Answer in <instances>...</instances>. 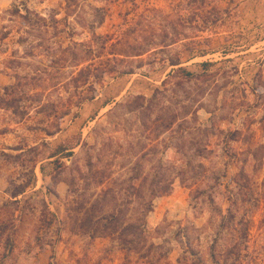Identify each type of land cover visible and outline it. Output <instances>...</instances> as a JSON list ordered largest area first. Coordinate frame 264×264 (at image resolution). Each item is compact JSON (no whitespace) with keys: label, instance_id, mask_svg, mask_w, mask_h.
<instances>
[{"label":"rangeland","instance_id":"obj_1","mask_svg":"<svg viewBox=\"0 0 264 264\" xmlns=\"http://www.w3.org/2000/svg\"><path fill=\"white\" fill-rule=\"evenodd\" d=\"M0 264H264V0H0Z\"/></svg>","mask_w":264,"mask_h":264},{"label":"trees","instance_id":"obj_2","mask_svg":"<svg viewBox=\"0 0 264 264\" xmlns=\"http://www.w3.org/2000/svg\"><path fill=\"white\" fill-rule=\"evenodd\" d=\"M109 191V190H108ZM108 193V192H107ZM106 193V194H107ZM155 195H157V193H154L153 192V196L155 197ZM138 197H139V200L141 199V201L142 202H144V199H143V195L142 194H138L137 195ZM151 210H152V204H151V202L148 204V206H146L145 208H144V210H143V213L144 214H147V213H149V212H151ZM90 217V216H89ZM107 217H118V215H116V213L114 212V213H110Z\"/></svg>","mask_w":264,"mask_h":264}]
</instances>
